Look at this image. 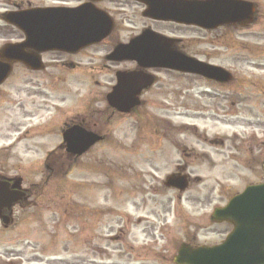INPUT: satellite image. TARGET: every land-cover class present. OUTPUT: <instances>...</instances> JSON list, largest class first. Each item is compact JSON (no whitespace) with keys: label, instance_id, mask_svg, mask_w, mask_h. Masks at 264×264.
<instances>
[{"label":"rangeland","instance_id":"obj_1","mask_svg":"<svg viewBox=\"0 0 264 264\" xmlns=\"http://www.w3.org/2000/svg\"><path fill=\"white\" fill-rule=\"evenodd\" d=\"M39 1L0 0V14ZM244 1L255 4L253 21L204 32L152 24L139 6L111 0L99 7L117 30L103 44L72 57L47 54L43 72L15 68L2 89L0 131L4 142L14 140L5 165L31 196L14 209L16 224L0 234L2 263L172 264L185 238L195 236L198 243L222 238L225 227L207 221L212 210L263 179L246 156L250 150L264 155L263 136L248 139L253 131L264 134V100L236 86L247 89L255 76L264 77L258 74L264 72V0ZM145 27L172 30L184 39L188 56L229 70L235 82L220 90L196 76L150 71L157 81L141 96L146 104L131 116L107 120L104 97L124 65L104 58L117 41ZM16 38L17 31L0 19V44ZM192 38L195 44L188 48ZM66 59L78 68L61 69ZM79 115L93 117L109 136L67 174L47 179L44 156L61 143L63 122ZM179 165L187 166L181 173L191 179L181 194L163 185Z\"/></svg>","mask_w":264,"mask_h":264},{"label":"water","instance_id":"obj_2","mask_svg":"<svg viewBox=\"0 0 264 264\" xmlns=\"http://www.w3.org/2000/svg\"><path fill=\"white\" fill-rule=\"evenodd\" d=\"M95 2L98 0H90ZM147 9L144 16L161 21L216 29L228 24L250 22L253 4L240 0H137ZM4 20L19 28L25 35L20 45H7L0 52L5 61H19L37 68V62L24 53L26 48L37 52L57 50L73 52L100 42L112 30L111 20L91 3L75 9H37L22 13H8ZM110 59L134 60L141 67H161L183 73L196 74L218 82H227L229 74L219 67L208 65L171 50V42L149 31L134 39L128 46H119ZM10 71L8 64H0V81ZM3 72V73H2ZM117 85L107 96L109 105L121 112H129L138 105L137 96L152 80L141 73H119ZM97 138L65 133L68 150L81 154ZM264 168V166H263ZM185 176L172 175L164 185L183 191ZM22 192L8 194L0 188V205L9 207L21 200ZM216 221H230L234 231L218 247L189 249L181 246L174 258L176 264H264V184L247 187L223 209H217Z\"/></svg>","mask_w":264,"mask_h":264},{"label":"flooded vegetation","instance_id":"obj_3","mask_svg":"<svg viewBox=\"0 0 264 264\" xmlns=\"http://www.w3.org/2000/svg\"><path fill=\"white\" fill-rule=\"evenodd\" d=\"M111 0H98L95 2H92L91 4L99 9H102L104 12H106L108 14V12L99 7L100 4L102 3H106L109 2ZM124 1V3H132L135 4L137 6H139L142 11L140 13L141 17L147 21H149L152 24H159V25H167V26H172V27H177L180 29H191V30H199V31H204V32H208L209 30H203L201 28H197L195 26H190V25H181V24H177V23H172V22H163V21H159V20H155L149 17H145L143 15V11L145 9V5L143 3H141L140 1L137 0H122ZM88 0H77L75 2H71V0H40L39 4H35V5H31L29 2H26V4H16L14 5V8L12 11L14 12H21V11H26V10H31V9H38V8H75L78 6H81L85 3H87ZM1 17L4 16L3 14H0ZM109 15V14H108ZM113 20V18H111ZM9 28H12L13 30L17 31L19 38H16L14 41H12L11 43L15 44V45H20L21 43H23L25 37L24 34L21 32L20 29H18L17 27H11L8 26ZM117 30V25L113 20V29L111 31V34L104 40H102L101 42L95 44V45H91L89 47L83 48V49H79L77 51H73V52H66V51H43V52H37L34 48H26L24 49V53L29 56L32 57L34 59L35 62H37V68L36 69H31L30 67H26V65L20 63L19 61H5L4 59L0 58V64L2 65H6V64H10L11 68H10V72L7 75V77L5 79H3L2 81H0V104L3 103L4 100V96H1L3 93V86H5L10 79L12 78L14 72H15V68L20 67L22 68L24 71L26 72H30V73H38V72H43L45 70H47V68L49 67L48 64H46L44 57L47 54H51V53H58V54H63L66 57H72V56H76L77 54H80L81 52H83L86 49L92 48L93 46H98V44H103V42L107 39H109L110 37H112L115 32ZM144 31H151L153 33H157L163 36H166L172 40H170L171 42V50L175 51V52H181L183 54L189 55V53L185 52V48L183 46L184 39L181 37H178V35L171 33L172 30H154L151 27H145L143 29H141L139 31V33L134 34L133 36H131L126 42H119L117 41V44H125L128 43L132 38L140 35L142 32ZM210 32V31H209ZM195 44L194 38H192L191 40H188V48H191V46H193ZM3 48V44H0V51ZM110 54L105 56V60L108 62H112L115 64H123L124 68L122 69H118L114 72V84L109 85L110 91L112 90L113 85L116 84V75L119 73H142V74H151L153 75V79L156 82L157 78L154 74H152L151 72L156 71V70H165V69H159V68H151V67H141L139 66L135 61H131V60H117V59H110ZM61 69H65V70H75L76 68H78V64L74 63L73 61H71L70 59H66L63 62H61ZM40 67V68H39ZM39 68V69H38ZM151 71V72H150ZM169 72H173L170 70H166ZM3 73V72H2ZM174 73V72H173ZM176 73V72H175ZM264 72H258V74H261ZM178 74V73H177ZM255 80L257 81L256 83H253L251 86H249V88L247 89H243L241 87H239V85L236 86L237 89H242V90H248L250 93H253L255 96H258L260 98H262L264 100V77H262V75L260 76V78L255 76ZM247 81V80H245ZM154 82V83H155ZM212 84L209 85V88H213L216 87L218 89H225L230 87L228 84H217L214 82H211ZM152 85L148 88L142 89L140 94L138 95L139 97V105L136 106L135 108H133L132 110H130L128 113H123L118 111L115 107H112L109 105V103L106 100V95L104 97L105 99V103H106V110L109 111V115L107 117V120H109L110 118H113L114 116L117 117H127V116H131L133 114H135L137 112L138 109H140V107L142 105L146 104L145 100H141V96L145 93H147L150 89H151ZM257 97V98H258ZM8 101V100H5ZM106 114V113H104ZM1 118V116H0ZM1 121V120H0ZM100 124L99 122H97L96 120H94L93 117H85L84 115H79L77 117H74L73 119L70 120H66L63 122L62 126L59 129V133L61 136V143L52 151H49L46 153V155L44 156V162H43V171L42 172H46L47 173V179L50 178H55L57 177L59 172H62V174H67L73 167L74 163L79 159V157H81L83 154L87 153L92 147H90L85 153H83L82 155H77L74 152H71L70 150L67 149L66 144L63 142V136L65 135V133H67L69 130H71L74 127H80L81 129H83L84 131H86L87 133L96 135L97 137L100 136L101 137V142H103L105 139L108 138L109 134L108 132L102 134V131L99 128ZM263 136V138L261 140L264 141V134H256L255 131L252 133V135H250L248 137L249 140H256V139H260ZM4 137L2 132L0 131V188L3 190L4 188H7L8 192H13L18 190L20 187H23V180H21L20 176L13 170L10 169L8 166L5 165V163H8L7 160H9V151L12 150V147L14 146V140L10 139L6 142L3 141ZM17 142V139L15 140ZM258 142V140H256ZM97 143V144H99ZM251 151V152H250ZM248 151L247 149L245 150V154H247L248 152H250V154L248 153V155L246 156V161L247 163L251 164L252 167H258V169H260L262 167V163L264 162V155L261 154V156L255 155L253 154V150ZM59 153V154H58ZM57 162H60V166L57 165ZM63 162H65L66 168L64 169L63 167ZM61 168V169H60ZM187 166H178L176 172H184L186 171ZM64 169V170H63ZM46 170V171H45ZM264 181V179L258 181L262 182ZM24 195H25V200H23L22 202H18L16 204H12L11 207H5L3 205H0V234L2 233V231L4 230H10L11 227H13L16 224L17 219L14 218V209L16 207H21L22 205H24L27 201V199L30 198L31 193L28 189L24 190ZM218 226H224L225 229L223 231L224 237L216 242V243H211L209 245H215V244H219L221 243V241L225 238V236L229 233V231L231 230L232 226L228 223H221ZM185 243L188 244L191 247H196L202 244H199L198 242H196L195 237L192 238H187L185 239ZM11 263V262H9ZM0 264H4L2 263V261H0ZM6 264V263H5ZM14 264V263H12Z\"/></svg>","mask_w":264,"mask_h":264}]
</instances>
